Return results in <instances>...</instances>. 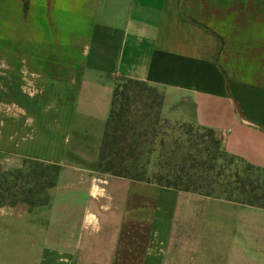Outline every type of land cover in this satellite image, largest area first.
I'll return each instance as SVG.
<instances>
[{
  "label": "crops",
  "instance_id": "0c3cea01",
  "mask_svg": "<svg viewBox=\"0 0 264 264\" xmlns=\"http://www.w3.org/2000/svg\"><path fill=\"white\" fill-rule=\"evenodd\" d=\"M126 80L264 170V0H0V167H59L0 207V264H264V209L97 170Z\"/></svg>",
  "mask_w": 264,
  "mask_h": 264
},
{
  "label": "trees",
  "instance_id": "16d2710c",
  "mask_svg": "<svg viewBox=\"0 0 264 264\" xmlns=\"http://www.w3.org/2000/svg\"><path fill=\"white\" fill-rule=\"evenodd\" d=\"M138 98L149 99L146 110L154 109L151 112L154 120L147 122V114L143 118L146 124L137 127L131 124L127 108ZM162 105V95L145 82L126 80L117 84L97 170L161 188L264 209V180L254 177L259 173L264 176V170L222 152L212 129L162 118ZM28 165L26 177L33 180L37 169L42 168L39 177L44 174L45 181L13 191L17 180L24 177L22 169ZM58 174V166L34 161H25L17 170L2 172L0 167V207L22 204L33 210L47 205L49 190L55 187Z\"/></svg>",
  "mask_w": 264,
  "mask_h": 264
},
{
  "label": "rangeland",
  "instance_id": "374dc122",
  "mask_svg": "<svg viewBox=\"0 0 264 264\" xmlns=\"http://www.w3.org/2000/svg\"><path fill=\"white\" fill-rule=\"evenodd\" d=\"M144 99L145 100L138 98L136 100H132L130 102V105L127 108L128 112L130 114L131 124L132 125L137 124V127L142 126V125L144 126L146 124V121H143V118L147 114L149 116L147 122H149V121L153 122V120H154V116H153V114H151V112L154 111V109L152 111L151 110L147 111L146 109H148V107L150 106V104H149L150 101L147 98H144ZM145 161H147V160H145ZM151 161H153V160H151ZM28 167H29V165L27 167H24V169H22L24 177H21L17 180L16 188L13 191H15L17 189H19L20 191L26 190L30 186H35L36 184H40V183L45 181L44 174H43V177H41V176L39 177V172L42 170V168L37 169V174L35 176L33 175V180L26 177L28 174ZM31 169H33V168H31ZM4 170L5 169L3 167H1V171L4 172ZM255 176H259V179L264 180V176L261 173L254 174V177ZM33 188H36V187H33ZM18 206L20 207L23 205L18 204ZM32 216L33 215L29 216V218H28V216H23V215L22 216H14V217L8 218V220H10V221L28 220V219H31Z\"/></svg>",
  "mask_w": 264,
  "mask_h": 264
}]
</instances>
